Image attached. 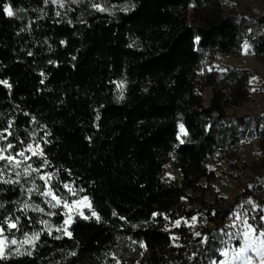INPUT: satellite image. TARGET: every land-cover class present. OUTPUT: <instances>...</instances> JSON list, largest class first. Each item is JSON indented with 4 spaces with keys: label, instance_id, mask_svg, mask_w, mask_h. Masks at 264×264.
Returning a JSON list of instances; mask_svg holds the SVG:
<instances>
[{
    "label": "trees",
    "instance_id": "16d2710c",
    "mask_svg": "<svg viewBox=\"0 0 264 264\" xmlns=\"http://www.w3.org/2000/svg\"><path fill=\"white\" fill-rule=\"evenodd\" d=\"M132 1L134 10L114 19L89 13L82 22H69L57 16L60 11L50 1L0 0V81L10 85L0 84V133H12L9 143L25 147L34 128L44 129L47 167L60 185L71 184L87 197L100 217L75 221L69 238L42 233L31 255L0 259V264L220 260L229 209L212 212L186 192L204 193L201 179L209 187L217 178L207 170L208 160L222 145L234 147L251 131L248 121L225 113L249 101V72L209 75L205 83L214 93L208 106L194 77L205 54L239 56L244 20L223 16L221 0ZM190 7H209L213 13L203 26L193 27ZM259 23L264 26V18ZM252 48L264 58V33ZM121 81L126 88L118 102L116 84ZM220 84L229 87L228 96ZM179 124L187 133L183 145L178 143ZM171 154L182 175L179 184L161 180ZM251 194L264 207V184L252 187ZM183 199L200 204L213 229L203 231L200 242L179 229L183 245L173 247L163 217H171ZM22 202L19 188L0 184V227L7 236L13 231L5 221L18 219L20 235L40 230L33 214L18 210ZM248 224L257 231L264 228L257 217ZM127 240L143 245V253L123 248Z\"/></svg>",
    "mask_w": 264,
    "mask_h": 264
},
{
    "label": "rangeland",
    "instance_id": "374dc122",
    "mask_svg": "<svg viewBox=\"0 0 264 264\" xmlns=\"http://www.w3.org/2000/svg\"><path fill=\"white\" fill-rule=\"evenodd\" d=\"M49 1L51 3V0ZM221 2L223 16H239L243 14L241 19L244 20L246 32L241 43V52L237 57L205 54L198 69L195 71L194 83L196 91L202 97L204 106H208L214 93L213 88L207 86L205 83L209 75L223 74L231 70L249 72L247 89L249 101L239 108L227 109L225 113L235 119L248 121L252 124L251 131L234 147H229L226 144L222 145L208 160L206 168L208 171L215 173L217 178L209 184V187L205 179H201V187L207 188L204 193H193L191 190H188L186 195L189 199L201 200L206 208H209L212 212L223 208L229 209L228 219L223 225V231L226 234V243L225 248L221 251L228 250L229 255L227 260L229 264H247L243 255L239 259H234L232 254L242 247L243 236L241 234L245 230V219L248 223V220L257 217L264 226V220L261 219V217H264V207H259L251 194L252 187L264 184V58L256 55L252 48L254 42L264 33V26L259 23V20L264 18V0H221ZM63 3V7H60L59 4L51 3V5L57 7L63 16L62 18L67 19L69 22H73L75 19L82 22L89 13L105 14L109 18L114 19L119 13L126 14L135 8L132 0L122 4L113 3L111 0H80L79 3H72L71 0H63ZM94 4L100 8L107 9V11L97 10L92 6ZM212 13L213 11L209 7H190L188 23L193 27H201L206 20L211 18ZM131 45L137 47L135 42H132ZM218 87H222L228 96L230 89L227 85L220 84ZM125 88V81L116 84V100L118 102L122 101ZM184 133H186L185 130L181 132V125L179 124V145L187 143V134L185 135ZM0 135L7 137L6 140H0V147H6L9 143L8 138L10 135L6 132H2ZM28 144H33L34 148L39 145L43 150V156H32L31 152H26L25 155L30 156L31 159L24 161L21 167L16 169L11 168V166L5 167L7 161H0L3 180L15 181L19 179V183H3L0 180V184L12 185L19 188L23 196V202L20 204L18 210L22 215L27 216L28 214H33L37 218L36 221L40 230H34L28 233V236L31 237L33 233H40V235L46 233L55 238H69L65 234L64 229L70 232V228L75 221L97 220L96 216L93 215L94 211L91 207L90 200L87 198V201H84V197L79 194L78 189L73 185H60L55 173L51 172L47 164L44 163V148L48 144V136L44 129L34 128ZM14 146V148L9 150L13 156L26 147ZM7 154L6 152L5 155ZM16 159L23 160L19 156H16ZM27 164H31L34 169H39V172H32L30 176L23 175L24 168ZM29 171L31 170L29 169ZM16 172H20L21 175L17 177ZM41 176L44 179H41ZM181 179L180 169L176 167V156L175 154H171L164 165V173L161 180L165 184H179ZM34 185L36 186L35 189H33ZM65 185L69 187L65 188ZM29 189H33V191L29 192ZM49 189L60 200V204L56 207H51V204L56 203L51 196L46 197L39 194ZM249 200L252 203H249ZM65 203L68 204V207L64 206ZM26 204L28 205L27 208H25ZM37 206L43 209V211L36 210ZM192 211L196 213L188 218L186 214ZM170 216H164L163 218L165 219V231L169 233L173 247L183 245V241L177 233L179 229L184 228L187 230L193 239H196L194 242H200L202 237H205L202 235L203 231L213 229V224L209 223L203 217L200 211V204L191 203L188 199H183L179 206L173 208ZM69 217H71V223L65 224V221ZM84 217H88V219ZM193 217H195V220ZM45 221L47 223H44ZM177 221H179V226H177ZM11 230L13 232L10 236L3 233V236L0 237V239L7 237L4 241V255L6 258L25 255L35 250L40 235L38 240L35 241V246H33L31 242L26 244L22 243L26 237L25 235H20L17 228ZM197 233L200 235L198 236ZM258 234L259 231H256L254 235ZM13 239L17 241V244H11V240ZM236 242L238 244L237 246H235ZM123 248L136 249L141 252L140 254L144 251V247L128 240L124 243ZM17 249L24 254H17ZM246 255L253 257L252 264H260L259 258L251 250ZM220 256V260L216 264L226 259L221 255V252ZM115 264L123 263L120 260H115Z\"/></svg>",
    "mask_w": 264,
    "mask_h": 264
},
{
    "label": "snow or ice",
    "instance_id": "6c2138e0",
    "mask_svg": "<svg viewBox=\"0 0 264 264\" xmlns=\"http://www.w3.org/2000/svg\"><path fill=\"white\" fill-rule=\"evenodd\" d=\"M48 2H49V0H45V3H48ZM71 2L72 3H79L80 0H71ZM51 3L59 4L60 7L64 6L63 0H51ZM92 6L99 11H107V9L100 8L98 5H95V4ZM4 11H5L6 15L9 17H12L14 15V12L10 7H5ZM56 14H57V16L60 15L59 12H57ZM0 84H4L6 87H10V85L8 84L7 81H0ZM9 127H11V122L9 123ZM183 131H184V129H183V126L181 125V132H183ZM184 134L186 135L187 133H184ZM8 135H12V133H9ZM6 139H7L6 136L0 135V140H6ZM181 142H183V141H181ZM21 143H23V142H21ZM14 147L15 146L12 143H8L6 147H0V161H7V164L5 165V167L11 166V168H13V169L20 168L24 161L31 159L30 156L25 155L26 152H31L32 156H40V157L43 156V150H42V148L39 147V145H37L34 148L33 144H28L23 150L17 152L16 155L13 156L9 152V150L14 148ZM6 152L8 153L7 155H5ZM16 156L22 157L23 160H17ZM44 163L47 164L48 161L45 159ZM29 169L31 171H29ZM32 172H39V169H34V168H32L31 164H27L26 167L24 168L23 175L30 176ZM20 175H21L20 172H16L17 177H19ZM2 177H3V171L0 170V180H2L3 183H19V179L15 180V181L3 180ZM40 178L44 179L43 176H41ZM35 187L36 186L34 185L33 189H35ZM64 187L68 188L69 186L65 185ZM33 189H29V192L33 191ZM39 194L46 196V197L51 196L52 199L56 201L55 204H51V207H56L57 205L60 204V200L53 194L51 189L44 191V192H41ZM83 200L87 201V197H84ZM248 202L252 203L251 200H249ZM74 203H76V202H74ZM64 206L68 207V204L65 203ZM27 207H28V205L26 204L25 208H27ZM36 210L43 211V209L39 208V206H37ZM93 215L96 216L97 221L100 220V217L95 212H93ZM84 218L88 219V217H84ZM193 219L195 220V217H193ZM261 219L264 220V217H261ZM18 222H19L18 219L16 222L5 221L9 230L17 228ZM44 223H47V222L45 221ZM70 223H71V217H69V219L65 221V224H70ZM244 224H245V230L241 234L243 236V244H242V247L240 249L233 252V254H232L233 258L239 259L243 255L247 261V264H252L253 257L246 255V253L249 250H251L259 258L260 264H264V230L259 231L258 235H254L257 230L255 228H253V226L251 224H248L246 219L244 220ZM177 226H179V221H177ZM4 231H5V229L3 227H0V237L3 236ZM64 232L69 237L71 236V232H68L67 229H64ZM39 235H40V233H33L32 236L29 237L28 234L25 233L26 239L22 243L26 244V243L31 242L33 244V246H35V241L38 240ZM197 235L199 236L200 234L197 233ZM56 238L59 239L60 237H56ZM6 239H7V237H3V239H0V259L6 258L4 255V253H5L4 241ZM11 244H17V241L15 239L11 240ZM141 247H143V245H141ZM17 254H24V253H21L19 251V249H17ZM26 254L31 255V252H28ZM221 255L224 256L226 259L223 261H220L219 264H229V262L227 260V257L229 255L228 250L221 251ZM213 264H216V262H213Z\"/></svg>",
    "mask_w": 264,
    "mask_h": 264
},
{
    "label": "water",
    "instance_id": "95a60500",
    "mask_svg": "<svg viewBox=\"0 0 264 264\" xmlns=\"http://www.w3.org/2000/svg\"><path fill=\"white\" fill-rule=\"evenodd\" d=\"M239 17L242 18L243 17V14H240Z\"/></svg>",
    "mask_w": 264,
    "mask_h": 264
}]
</instances>
